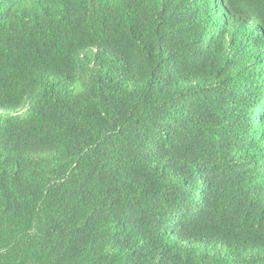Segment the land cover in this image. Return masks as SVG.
I'll return each mask as SVG.
<instances>
[{
    "label": "trees",
    "instance_id": "16d2710c",
    "mask_svg": "<svg viewBox=\"0 0 264 264\" xmlns=\"http://www.w3.org/2000/svg\"><path fill=\"white\" fill-rule=\"evenodd\" d=\"M0 111V264H264V0H0Z\"/></svg>",
    "mask_w": 264,
    "mask_h": 264
},
{
    "label": "rangeland",
    "instance_id": "374dc122",
    "mask_svg": "<svg viewBox=\"0 0 264 264\" xmlns=\"http://www.w3.org/2000/svg\"><path fill=\"white\" fill-rule=\"evenodd\" d=\"M0 115L4 116V117H8V116H16L19 115L17 113H8V112H2L0 111ZM20 115H24V112L20 113Z\"/></svg>",
    "mask_w": 264,
    "mask_h": 264
}]
</instances>
